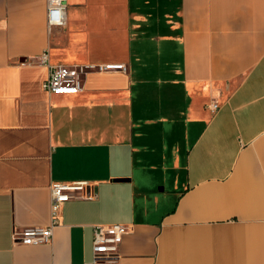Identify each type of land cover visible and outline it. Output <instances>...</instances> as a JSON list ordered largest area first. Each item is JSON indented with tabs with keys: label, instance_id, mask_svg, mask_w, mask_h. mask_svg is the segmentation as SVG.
Segmentation results:
<instances>
[{
	"label": "crops",
	"instance_id": "0c3cea01",
	"mask_svg": "<svg viewBox=\"0 0 264 264\" xmlns=\"http://www.w3.org/2000/svg\"><path fill=\"white\" fill-rule=\"evenodd\" d=\"M0 0V264H264V0ZM90 69L52 95L40 64ZM218 108L213 109L212 105ZM85 181L49 244L51 186Z\"/></svg>",
	"mask_w": 264,
	"mask_h": 264
},
{
	"label": "built area",
	"instance_id": "2783aa9c",
	"mask_svg": "<svg viewBox=\"0 0 264 264\" xmlns=\"http://www.w3.org/2000/svg\"><path fill=\"white\" fill-rule=\"evenodd\" d=\"M68 0H47V25L49 28L64 27L66 25V8ZM40 64L49 69V76L43 83V89L52 95L77 94L82 90L84 78L90 69L98 72L126 71L124 65H98L91 68L76 66H52L49 64L48 53L44 52ZM217 109V104L212 105ZM88 182H57L51 186V220L46 227H27L20 231L15 230L13 239L16 243L26 246L49 244L53 231L60 224V215L63 205L77 198H91ZM128 232L127 226L122 224L94 226L93 258L92 263L98 264L118 257L119 246L123 236Z\"/></svg>",
	"mask_w": 264,
	"mask_h": 264
}]
</instances>
